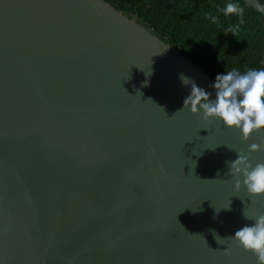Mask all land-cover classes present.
Instances as JSON below:
<instances>
[{
  "label": "water",
  "instance_id": "obj_1",
  "mask_svg": "<svg viewBox=\"0 0 264 264\" xmlns=\"http://www.w3.org/2000/svg\"><path fill=\"white\" fill-rule=\"evenodd\" d=\"M181 74L215 99L107 0H0V264H257L220 237L264 214L227 164L264 163V130L183 108Z\"/></svg>",
  "mask_w": 264,
  "mask_h": 264
},
{
  "label": "trees",
  "instance_id": "obj_2",
  "mask_svg": "<svg viewBox=\"0 0 264 264\" xmlns=\"http://www.w3.org/2000/svg\"><path fill=\"white\" fill-rule=\"evenodd\" d=\"M150 28L214 80L236 69L264 70V17L242 0H107ZM264 4V0H258ZM228 3L243 15H225ZM215 17V21L213 20ZM232 29V32H229Z\"/></svg>",
  "mask_w": 264,
  "mask_h": 264
},
{
  "label": "clouds",
  "instance_id": "obj_3",
  "mask_svg": "<svg viewBox=\"0 0 264 264\" xmlns=\"http://www.w3.org/2000/svg\"><path fill=\"white\" fill-rule=\"evenodd\" d=\"M223 12L225 15H243L244 9L238 4L228 3ZM232 31L229 29V32ZM180 79L184 85L191 84V93L184 99L183 108H190L192 114L202 111L205 121L210 118L221 120L226 127L239 130L245 141L253 133L264 130V70L250 69L241 74L233 69L218 74L215 83L210 85L215 89L214 100L210 99V92L198 87L190 78L181 74ZM261 147L264 144H252L249 152L259 151ZM227 164L229 174L236 178L237 191L241 188L239 177L242 176L243 186L250 195H264V163L253 166L250 157L240 151L237 158ZM243 214L246 219L254 220V223L241 227L234 236L220 239H234L239 247L256 256L257 264H264V214L254 217ZM224 252L228 254V249L225 248Z\"/></svg>",
  "mask_w": 264,
  "mask_h": 264
}]
</instances>
